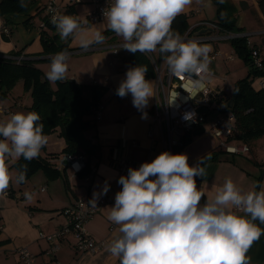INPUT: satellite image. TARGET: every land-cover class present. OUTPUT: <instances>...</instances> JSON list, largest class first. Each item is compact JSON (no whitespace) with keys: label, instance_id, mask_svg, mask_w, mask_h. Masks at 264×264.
I'll return each instance as SVG.
<instances>
[{"label":"clouds","instance_id":"1","mask_svg":"<svg viewBox=\"0 0 264 264\" xmlns=\"http://www.w3.org/2000/svg\"><path fill=\"white\" fill-rule=\"evenodd\" d=\"M191 4L192 0H112L102 11L108 29L122 38L123 49L132 53L159 50L170 73L188 82L183 89L194 98L209 71L210 48L195 40L184 41L172 30L173 21ZM20 7H27L25 0H20ZM51 23L62 41L79 37L84 50L105 40L99 31L94 40L86 39L83 27L72 15L53 14ZM69 60L67 49L55 53L45 78L52 83L64 81ZM146 72L145 66L128 68L116 90L121 98L131 94L133 106L141 111L153 97ZM195 115L190 111L183 118L193 121ZM146 117L145 112L142 119ZM40 120L39 113L30 111L16 112L0 121V195L6 194L13 181L26 179V166L13 174L8 160L22 157L31 161L46 146L48 137ZM206 174L201 159L190 166L187 154L169 151L139 168L130 167L127 175L119 177L117 183L122 188L115 194L114 205L108 207L107 219L118 226V235L107 251L119 264H251L247 253L264 234L255 223L264 224V181L243 192L228 178L214 198L202 203L205 194L195 178ZM109 188L105 182L102 193L94 191L89 203L96 207L100 195L107 194ZM33 195L25 193L28 200Z\"/></svg>","mask_w":264,"mask_h":264},{"label":"crops","instance_id":"2","mask_svg":"<svg viewBox=\"0 0 264 264\" xmlns=\"http://www.w3.org/2000/svg\"><path fill=\"white\" fill-rule=\"evenodd\" d=\"M61 1L63 3L64 0ZM230 1L233 7L234 24L239 29V32L231 33H234L236 37L245 35L249 45H256L257 49L264 55V15H262L257 5V0ZM192 2H198V5L191 4L182 13L201 14L203 2L201 0H192ZM35 6H32L25 13L9 15L6 24L3 21L4 17L0 15V58L15 57L10 53L16 50L20 51L21 55L19 56L33 59L35 62L51 59V56L54 55L47 54L44 56V54H41L42 31L52 35L56 29L53 31L46 27L41 31L37 28L42 13H37ZM221 12L220 16L222 17H228L231 13L225 10ZM28 16H30L28 22L31 24L25 23L24 19ZM194 18L195 20H190L189 14V23L191 21L198 23V21L203 20L211 22L216 20V13L214 12V19L198 16H194ZM103 21L93 22L98 28L101 26V32L108 29ZM4 24L10 30L8 35L3 34L1 31ZM113 37H116L114 42L122 40V38L118 39L119 36L115 33H109L105 36L104 41L109 42V39ZM103 43L92 45L87 50H96L102 47L109 48L113 55L112 59L103 60L99 56L102 52H94L91 56L94 58L95 64L90 68L89 74L73 72L69 68L66 77L77 82H98L107 87L101 99V114L96 119L95 126L84 132L89 141L88 145L91 146L88 158H86L88 169L93 168L89 178H86L85 174L79 171L74 173L70 166L58 167L60 158L65 153L62 152L65 142L62 137L56 134L57 132H54L47 134L48 142L42 148L39 156L46 157L49 153H57L54 158H49L47 161H50L51 165L57 168L58 175L51 176L45 173L43 169H38L29 178L30 180L33 178L31 186L27 178L16 186L17 189L10 184L6 194L0 195V251L6 254V259L11 257L15 261L18 260L15 264H23L15 251L19 247H27L34 254L35 262L33 264H54V261L62 264H119V259L107 251L108 245L118 235V226L107 219L108 207L114 205L115 194L122 188L117 183L121 176L118 163L120 160L127 159L132 163L131 168H139L142 163L153 161L160 153L165 151L163 133L160 126L153 122L152 118L156 84L155 73L153 76L146 78L152 82L153 97L149 99L146 108L142 111L138 110L133 106L131 94L123 98L116 95V90L125 78L126 71L129 68L126 67L127 64L123 60L122 54L124 51L119 50L118 54H114L113 44L105 45ZM199 43L210 48L209 55L216 52L215 58L211 59L209 57V71L212 74L210 85L230 95L234 82L247 74L249 66L239 59L238 62H242L239 65L243 66L241 68H231L230 62H234L236 59L233 58L235 51L228 39L208 40ZM67 44L71 48L68 50L70 55L75 52L86 51L69 43ZM49 62L51 63V60ZM36 66L45 73L41 66L38 64ZM223 68L226 72L229 71L228 74L232 70L234 71L231 79L225 75V77L219 76L218 73ZM259 80L264 81V77L261 76ZM259 80L254 81L252 87L264 89V85H260ZM21 83L22 80H19L17 82L19 86L13 87L4 99H0V102H4L2 107L6 113L29 112L27 107L31 103L30 93L29 91H23ZM226 85H232L229 88L230 90L225 89ZM224 106H226L224 103L215 102L207 114L204 124L195 128L192 131V139L183 147L178 146L177 150L175 148L174 154H187L189 165L194 166L203 154L217 150L219 147L224 149L220 146L219 138L215 137L207 128L211 121L208 120L209 115L216 116ZM145 112L147 117L142 119ZM200 129H202L201 133H194ZM234 142L235 144L245 143L241 140H235ZM245 144L249 146L246 153H233V155L224 153L215 160L201 164L207 174L205 177L197 176L195 179L197 187L205 194V199L214 198L217 190L223 186L228 178H231L243 192L253 190L254 185L257 181L259 182L261 177L258 179L257 176H261V166L257 163L264 162V148L254 150L248 142ZM256 145H261L259 140ZM250 151L253 152V157L250 156ZM14 161L16 159L8 160V167L16 173L17 168ZM105 182L110 185L109 191L107 194H101L99 199L107 197L109 201L103 206L100 205L93 216L85 222V228L90 236L103 241L102 247L94 253L76 251L73 249L74 239L68 235L59 240L58 248L54 253H48L46 249L49 248V243L45 239L39 238V232H52L65 223L66 217L61 210L79 197H90L92 199L94 191L102 193ZM41 187H44V189L41 190ZM26 192L34 193L31 200L26 199ZM236 211L243 214L240 210ZM255 223L264 229V224H260L258 220ZM247 255L251 258V264H264V234L254 242Z\"/></svg>","mask_w":264,"mask_h":264},{"label":"trees","instance_id":"3","mask_svg":"<svg viewBox=\"0 0 264 264\" xmlns=\"http://www.w3.org/2000/svg\"><path fill=\"white\" fill-rule=\"evenodd\" d=\"M46 0H25L27 7H20V0H0V15L4 17L5 24L8 23L7 17L19 13L27 12L32 6H35L37 13H42L41 19L47 21L46 16L42 12L43 4ZM215 6L216 20L213 21L218 25L219 31L223 32H239L237 26L234 24L235 20L232 17V3L230 0H211ZM257 5L264 15V0H257ZM230 13L228 17L220 16L221 11ZM61 15L74 16L73 4H68L62 11ZM189 14L181 13L176 17L172 24V30L179 35H182L190 24L188 21ZM30 16L25 20L28 24ZM31 24V23H29ZM47 27L51 30H55V26L51 21H47ZM46 29V28H45ZM43 30V29H42ZM41 30V31H42ZM104 36L109 33H113L109 29H104L101 32ZM69 40L62 41L57 32L48 34L46 32L41 33V54H55L64 49H71L67 43ZM235 53L241 57L243 62L248 66V72L245 76L237 79L228 100L232 99V103L229 106L228 100L224 109L233 111L235 115V140H241L242 142H248L249 138L264 137V89H255L252 87V83L257 76L264 77V66L256 68L251 64L250 48L257 47L256 45L249 46L247 37L233 36L228 39ZM93 43L91 45H95ZM18 57L19 50L10 53ZM123 60L126 62V67H135L137 65L145 66L147 68L146 78L153 76L154 69L151 66L150 60L141 52L132 53L124 51ZM15 57H3L0 58V99H4L9 91L15 86V84L22 80L23 91H29L31 97V103L27 107L28 111H34L39 113L41 120L40 123L44 125V133L51 134L57 132L60 137L64 139L65 145H63L62 152L71 153L75 151H82L86 154L90 153L89 141L85 136V131L93 128L96 124V113L99 106L102 105L101 99L107 90V87L103 84L96 82H77L74 79L66 78L64 81H57L52 85L46 78L42 69L35 65L33 59H27L23 56L19 59ZM50 59V58H49ZM264 65V60L261 61ZM192 139V132H184L180 137L179 147H183ZM228 153L227 150L221 149L214 150L210 153L203 154L201 164L210 160L219 158L221 154ZM57 153H49L46 157L38 156L31 161H25L22 157L19 160L14 161V165L17 170L20 171L26 166V179L32 175L38 169H43L45 173L51 176H57V168H54L49 158H54ZM199 159V160H200ZM261 166V171L264 170V162L257 163ZM88 162L79 171L80 173L87 174ZM258 179L260 175L257 176ZM25 179V180H26ZM258 182V181H257ZM22 183V182H21ZM205 197L201 202H204ZM1 221V216H0ZM1 226V222H0ZM1 228V227H0Z\"/></svg>","mask_w":264,"mask_h":264},{"label":"built area","instance_id":"4","mask_svg":"<svg viewBox=\"0 0 264 264\" xmlns=\"http://www.w3.org/2000/svg\"><path fill=\"white\" fill-rule=\"evenodd\" d=\"M76 0H67L65 4L59 3L57 0H46L42 7V12L46 16L47 21H51L53 14H60L68 4H74ZM87 4L91 6L86 11V20L89 23L98 22L105 20L103 16V9L111 4L112 0H86ZM50 9L54 10L50 11ZM47 21L39 19L37 28L44 30L47 27ZM203 28H210L211 32L201 34L199 31ZM3 34L8 35L10 32L7 25H3L1 28ZM184 41L195 40L198 43L208 40H219L229 39L234 35L231 32L219 31L218 25L213 21H198L190 23L188 28L180 35ZM248 42V41H247ZM249 44V43H248ZM123 40L117 41L112 45L114 54H118L119 50L126 51L122 48ZM251 46V45H249ZM251 64L256 68H261L262 60L264 55L261 54L257 47L250 48ZM151 62L154 73L156 76L155 84V98L153 103V122H156L160 126V130L163 133V143L165 151H169L174 154L176 146L180 144V137L184 132L190 130L192 132L195 128L200 127L206 121L207 114L213 107L215 102H222L224 105L227 104L228 95L220 89L213 88L210 85L212 80V74L210 71L203 75L202 86L196 90L194 98H189V94L183 89L188 85L186 80H180L179 78L172 75L168 69L167 64L164 62L163 55L157 50L152 53H142ZM216 52H213L209 57L215 58ZM22 56L15 57L19 59ZM259 84L264 85V81L259 80ZM179 93L177 99L173 102L175 95ZM171 103V104H170ZM96 113V117L99 118L102 107L99 106ZM225 107V106H224ZM220 110L219 113L214 115V118L208 125V130L220 141V146L231 153H246L249 150V146L245 143L235 144V115L233 111L229 109ZM2 109L1 111H3ZM195 112L193 121H188L183 118L186 112ZM5 112V111H3ZM87 156L82 151H75L71 153H64L60 158L58 167L64 165L70 166L73 172L80 171L87 163ZM119 171L121 175H126L128 169L132 163L129 160L119 161ZM93 168L87 171L85 177L89 178ZM44 187H41L43 190ZM90 197H79L73 203L66 206L62 211L65 215L66 220L61 226L56 228L54 231L45 233L40 231L39 238L45 239L49 243V248L46 251L50 254L54 253L58 248V242L62 238L70 235L73 237V249L79 252H91L94 253L100 249L103 245V241L96 240L85 228V222L88 221L96 209L103 204L107 203L109 199L102 197L97 200V206L93 207L89 201ZM115 202V200H114ZM23 264H33L35 262L34 254L29 251L27 247H19L15 250ZM54 264H62L54 261Z\"/></svg>","mask_w":264,"mask_h":264},{"label":"rangeland","instance_id":"5","mask_svg":"<svg viewBox=\"0 0 264 264\" xmlns=\"http://www.w3.org/2000/svg\"><path fill=\"white\" fill-rule=\"evenodd\" d=\"M59 3H62V1L61 0H57ZM66 1L67 0H64L63 1V4H65L66 3ZM194 1H196V0H194ZM201 2H203L202 4H203V11H201V14L200 13H196V14H194V13H188V14H190V20H195V18H194V16H198V17H207V18H210V19H214V10H215V6H214V4L211 2V0H201ZM192 4L193 5H195L196 6V4L198 5V2L196 3V2H192ZM198 7V6H197ZM201 7H202V5H201ZM91 8V6L89 5V4H87V2H86V0H76L75 1V3L73 4V9H74V17H76L77 18V20L80 22V24H81V26L83 27V29H84V32H83V36L86 38V39H88V40H94L95 39V35H96V33L99 31V32H101V26H99V28H98V26L96 25V24H94V23H89L87 20H86V18H85V16H86V11L88 10V9H90ZM187 8V7H186ZM104 23H105V26L107 27V22L104 20L103 21ZM194 21H191V23H193ZM101 25V24H100ZM108 28V27H107ZM54 32H57L58 33V31H57V29L54 31ZM121 37H118V39H120ZM250 38V37H249ZM114 41H116V37L114 38H110L109 39V42L108 41H104V43L103 44H108V45H111V44H115V43H117V42H114ZM69 44L70 45H74V46H77V47H79V48H81L80 47V38L79 37H77V38H71L70 40H69ZM201 44V43H200ZM205 44V43H204ZM203 45V44H202ZM92 46V45H91ZM97 51H99V52H102L101 54H99V56H101L102 57V59L103 60H108L109 58L110 59H112L113 58V55H112V52H111V50L109 49V48H104V47H102V48H99V49H96V50H86V51H84V52H75V53H72L71 55H70V60H69V62H68V64H69V68H71L70 70L71 71H73V72H81V73H86V74H89L90 73V68H92L93 67V64H95V60H94V58L91 56L92 55V53H94V52H97ZM224 57H225V55H224ZM233 58L234 59H236L234 62H230V66H231V68H233V69H235L236 67L238 68V67H242L243 65H239V63H242V62H238L239 61V59L241 60V61H243L242 59H241V57H239L236 53L233 55ZM51 59H44V60H38V61H36V62H34L35 63V65H39V66H41L43 69H44V71H45V73L49 70V67H50V61ZM230 66H229V68H230ZM68 72H69V70H68ZM229 73V71L228 72H226L225 71V68H223V69H221V71H219V76H223V77H225V76H227V78H232V75H233V73H234V71L232 70L231 71V73L230 74H228ZM225 75V76H224ZM93 77H95V78H97L96 76H93ZM261 78V76H257L255 79H254V81L256 82L257 80H259ZM233 82V81H232ZM232 82H231V84H232ZM52 85H53V83L52 82H50ZM15 86L16 87H18L19 85L16 83L15 84ZM14 86V87H15ZM232 85H230V86H227L226 85V88L225 89H227V90H230L229 88L231 87ZM17 90H19V89H17ZM222 103V102H221ZM2 104H4V102H0V121H4V120H6L11 114H9L8 112L6 113V112H3V111H1L2 109H3V105ZM220 111V110H219ZM213 117H214V115H209V121L211 120L212 121V119H213ZM210 121V122H211ZM209 122V123H210ZM262 139V140H261ZM258 140H259V142H260V144L261 145H259V146H257L256 144L258 143ZM261 141H264V137H261V136H259V137H254V139L253 138H249L248 139V143H249V145L251 146V148L252 149H258V150H262V148H264V142H261ZM51 145V144H50ZM53 147H55V146H53ZM56 148V147H55ZM58 148V147H57ZM250 156L251 157H253V152H251L250 151ZM10 169V168H9ZM12 172H13V174L15 173L13 170H11ZM17 172H18V170H17ZM16 172V173H17ZM36 173V172H35ZM34 175V173L31 175V176H33ZM31 176H29L28 177V179L31 177ZM262 178H261V181H264V176H261ZM33 179V178H32ZM31 179V180H32ZM31 180L29 179V182H30V186L32 185L31 184ZM20 183H15V181H13L12 183H11V185H13L12 187H14V188H16V186H18ZM17 189V188H16ZM5 253L4 252H1L0 251V264H15L18 260H13V258H11V257H9V258H5Z\"/></svg>","mask_w":264,"mask_h":264},{"label":"water","instance_id":"6","mask_svg":"<svg viewBox=\"0 0 264 264\" xmlns=\"http://www.w3.org/2000/svg\"><path fill=\"white\" fill-rule=\"evenodd\" d=\"M209 32H211V29L210 28H203V29H201L200 31H199V33H201V34H204V33H209ZM232 99H230V100H228V105L230 106L231 105V103H232V101H231ZM202 132V129H200L199 131H197V132H194L195 134L196 133H201ZM178 149V146H176V150ZM261 176H264V170H262L261 171ZM260 176V177H261ZM262 178V177H261ZM261 178L259 179V182H261Z\"/></svg>","mask_w":264,"mask_h":264}]
</instances>
